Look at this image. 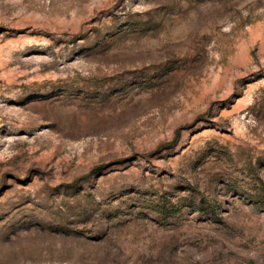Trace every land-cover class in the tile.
Returning <instances> with one entry per match:
<instances>
[{
    "label": "rangeland",
    "instance_id": "1",
    "mask_svg": "<svg viewBox=\"0 0 264 264\" xmlns=\"http://www.w3.org/2000/svg\"><path fill=\"white\" fill-rule=\"evenodd\" d=\"M0 264H264V0H0Z\"/></svg>",
    "mask_w": 264,
    "mask_h": 264
}]
</instances>
